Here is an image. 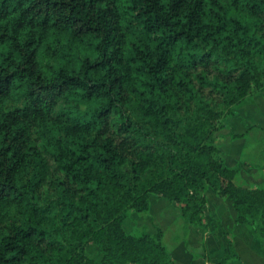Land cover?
Segmentation results:
<instances>
[{
	"label": "clouds",
	"instance_id": "9594fccd",
	"mask_svg": "<svg viewBox=\"0 0 264 264\" xmlns=\"http://www.w3.org/2000/svg\"><path fill=\"white\" fill-rule=\"evenodd\" d=\"M174 2L50 0L29 10L34 0H0V240L29 224L56 227L71 211L60 203L66 197L58 182L81 165L66 166L85 152L95 164L108 130L115 133L125 117L140 119L147 97L179 103L188 95L180 81L193 92L190 81L220 89L217 71L240 64L264 72V3L253 12L245 0H181L173 10ZM245 44L250 52L242 55ZM205 53L216 61L212 71L202 64L193 70L192 60ZM161 79L170 85L166 93L151 88ZM218 108L225 115L206 139L220 180L264 193V127ZM33 205H50L48 219L37 224ZM28 249L24 264H32L35 250Z\"/></svg>",
	"mask_w": 264,
	"mask_h": 264
},
{
	"label": "trees",
	"instance_id": "16d2710c",
	"mask_svg": "<svg viewBox=\"0 0 264 264\" xmlns=\"http://www.w3.org/2000/svg\"><path fill=\"white\" fill-rule=\"evenodd\" d=\"M49 2L34 0L27 8L47 6ZM180 3L181 0H175L173 10ZM262 3L264 0H245L253 12ZM258 14L264 16V11ZM5 23L6 15L0 11V26ZM258 30L264 31V22L258 24ZM238 51L247 55L250 48L245 44ZM210 55L205 53L199 60L193 59L192 69L202 64L211 72L208 65L216 61L210 60ZM216 75L223 81L220 89L190 81L196 89L193 92L188 84L178 82L188 93L182 100L177 98L179 103L166 96L147 97L138 105L140 119L125 117L115 133L108 130L105 142L100 145L103 151L93 157L95 164L88 162L90 152L77 156L66 167L81 165L79 170L71 178L66 175L58 182L61 195L66 197L60 203L71 211L59 216L60 223L51 231L32 224L27 229L17 228L0 240V261L24 264L31 245L35 250L29 257L32 264H171L160 230L155 235L145 231L134 235L126 232L122 223L130 212L147 211L149 195L155 194L179 205L184 225L206 228L203 212L207 189L232 201L236 222L245 224L264 249V193L235 190L231 184L225 186L219 178L222 173L211 159L215 149H209L210 138L206 139L213 122L225 115L218 106L234 116L237 106L264 91V72H251L240 64L226 73L217 71ZM169 86L167 80L161 79L151 88L166 93ZM204 98H210L213 106L204 103ZM105 130L107 124L101 129ZM49 206L31 207L32 215L40 218L37 224L48 219L44 213ZM248 217L254 218L255 227L250 226L253 220ZM219 237L224 255L214 264H229L238 258L231 233L222 230ZM88 244L100 250L99 262L86 254ZM202 256L209 261L205 250Z\"/></svg>",
	"mask_w": 264,
	"mask_h": 264
},
{
	"label": "crops",
	"instance_id": "0c3cea01",
	"mask_svg": "<svg viewBox=\"0 0 264 264\" xmlns=\"http://www.w3.org/2000/svg\"><path fill=\"white\" fill-rule=\"evenodd\" d=\"M205 194L203 221L206 228L184 225L180 207L175 202H166L156 195L151 204L153 194L149 195L148 210L141 213L130 212L122 223L123 228L134 235H137L134 229L140 231L139 233L145 231L151 235L160 230L162 242L171 256V264L216 263L224 255L219 236L222 230L229 231L238 254V258L229 264H264V249L245 224L236 222L232 201L227 197L217 196L211 189H207ZM165 209L173 215L169 216V220L162 215V210ZM175 220L177 223L174 225ZM171 226L175 229V234L166 236V231L172 229ZM204 250L209 261L202 256ZM86 254L96 262H99L102 256L93 244L87 245Z\"/></svg>",
	"mask_w": 264,
	"mask_h": 264
},
{
	"label": "rangeland",
	"instance_id": "374dc122",
	"mask_svg": "<svg viewBox=\"0 0 264 264\" xmlns=\"http://www.w3.org/2000/svg\"><path fill=\"white\" fill-rule=\"evenodd\" d=\"M235 115L234 118L243 123H247L249 121L254 122L257 127H264V91L258 92L250 96L243 103L237 106L234 110ZM156 197L155 194L151 197V204H153L152 200ZM166 202H170L165 198H161ZM175 211V210H174ZM163 217L168 219L169 216H173L169 210H162ZM169 220V219H168ZM177 223V220L174 221V225ZM177 226V225H176ZM175 227V226H174ZM172 229L166 231L167 235L175 234V229L171 226ZM134 233L139 234L140 231L134 229ZM95 246V245H94ZM235 260V259H233ZM232 261V260H231ZM230 263V262H229Z\"/></svg>",
	"mask_w": 264,
	"mask_h": 264
}]
</instances>
